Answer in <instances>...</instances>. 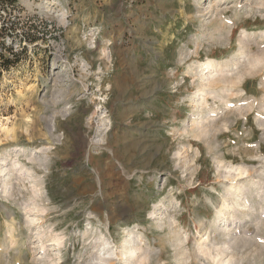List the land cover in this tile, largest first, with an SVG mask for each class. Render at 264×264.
<instances>
[{"label": "rangeland", "instance_id": "374dc122", "mask_svg": "<svg viewBox=\"0 0 264 264\" xmlns=\"http://www.w3.org/2000/svg\"><path fill=\"white\" fill-rule=\"evenodd\" d=\"M20 3L0 264H264V0Z\"/></svg>", "mask_w": 264, "mask_h": 264}, {"label": "trees", "instance_id": "16d2710c", "mask_svg": "<svg viewBox=\"0 0 264 264\" xmlns=\"http://www.w3.org/2000/svg\"><path fill=\"white\" fill-rule=\"evenodd\" d=\"M23 13L20 0H0V79L27 59L30 48L45 40V33L30 19L25 21Z\"/></svg>", "mask_w": 264, "mask_h": 264}, {"label": "bare ground", "instance_id": "6f19581e", "mask_svg": "<svg viewBox=\"0 0 264 264\" xmlns=\"http://www.w3.org/2000/svg\"><path fill=\"white\" fill-rule=\"evenodd\" d=\"M207 67H208V68L211 67V63H210V62L207 64Z\"/></svg>", "mask_w": 264, "mask_h": 264}]
</instances>
